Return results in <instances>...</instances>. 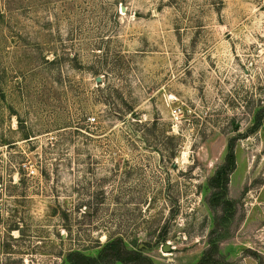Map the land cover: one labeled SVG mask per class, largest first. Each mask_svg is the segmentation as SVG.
<instances>
[{"label": "rangeland", "instance_id": "374dc122", "mask_svg": "<svg viewBox=\"0 0 264 264\" xmlns=\"http://www.w3.org/2000/svg\"><path fill=\"white\" fill-rule=\"evenodd\" d=\"M82 255L264 264V0H0V264Z\"/></svg>", "mask_w": 264, "mask_h": 264}, {"label": "trees", "instance_id": "16d2710c", "mask_svg": "<svg viewBox=\"0 0 264 264\" xmlns=\"http://www.w3.org/2000/svg\"><path fill=\"white\" fill-rule=\"evenodd\" d=\"M227 163L225 166H223L222 168H220V170L218 171V175L217 177L214 178V183H213V186L215 187H219L221 186L222 184V180H223V183L224 185H226L227 183V178H226V175H227V170H231L234 168V165H235V154H234V151H233V145L229 144L228 145V154H227ZM225 175V177H222L221 178V175ZM119 241H111L109 242L107 245H106V249H110L111 250V255H114L115 257H118L120 258L119 256V252L121 249V247H119ZM74 256H75V253H74ZM73 256V257H74ZM79 259V258H78ZM81 259L84 260L85 264H92V260L90 257H86V255H82L81 256ZM130 260V258H129ZM73 264H78V262H74Z\"/></svg>", "mask_w": 264, "mask_h": 264}, {"label": "built area", "instance_id": "2783aa9c", "mask_svg": "<svg viewBox=\"0 0 264 264\" xmlns=\"http://www.w3.org/2000/svg\"><path fill=\"white\" fill-rule=\"evenodd\" d=\"M173 114L175 116H177L178 115V109H174ZM91 119H92V121H94L95 120V117H92Z\"/></svg>", "mask_w": 264, "mask_h": 264}]
</instances>
